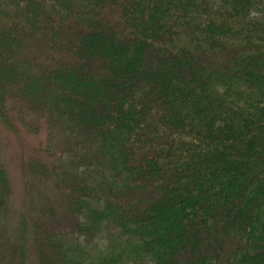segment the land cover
Masks as SVG:
<instances>
[{"label":"trees","instance_id":"1","mask_svg":"<svg viewBox=\"0 0 264 264\" xmlns=\"http://www.w3.org/2000/svg\"><path fill=\"white\" fill-rule=\"evenodd\" d=\"M0 121V264H264V0H0Z\"/></svg>","mask_w":264,"mask_h":264},{"label":"rangeland","instance_id":"2","mask_svg":"<svg viewBox=\"0 0 264 264\" xmlns=\"http://www.w3.org/2000/svg\"><path fill=\"white\" fill-rule=\"evenodd\" d=\"M255 7L257 9L260 8L259 6ZM252 13H255V11ZM44 141L42 133L36 135L27 132V134H25L23 130L19 128L14 130L7 128L0 121V164L6 167L8 176L10 177L9 179L13 189L11 207H13L16 212L24 205V175H26V164L29 158H31V151L34 152V150L38 148L37 143H43ZM104 238H107L104 234L100 240L95 238L91 242L90 248H92V250L95 249V246H98L100 241H103Z\"/></svg>","mask_w":264,"mask_h":264}]
</instances>
